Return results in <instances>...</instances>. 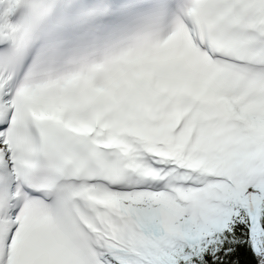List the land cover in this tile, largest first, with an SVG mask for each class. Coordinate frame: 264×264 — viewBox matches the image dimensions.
<instances>
[{
  "label": "snow or ice",
  "instance_id": "1",
  "mask_svg": "<svg viewBox=\"0 0 264 264\" xmlns=\"http://www.w3.org/2000/svg\"><path fill=\"white\" fill-rule=\"evenodd\" d=\"M12 11L0 264H264V0H187L104 86L15 82Z\"/></svg>",
  "mask_w": 264,
  "mask_h": 264
},
{
  "label": "bare ground",
  "instance_id": "2",
  "mask_svg": "<svg viewBox=\"0 0 264 264\" xmlns=\"http://www.w3.org/2000/svg\"><path fill=\"white\" fill-rule=\"evenodd\" d=\"M11 1L12 0H8V3L10 4L11 3ZM9 4H6V3H4L3 2V7L4 8H8L9 7ZM3 19H4V17H3ZM12 20V22H15V20L12 18L11 19ZM140 47V46H139ZM139 47H134V48H129V49H127V51H124L123 53H121L120 55H123L124 57H135V55L136 54H133V52L137 49V48H139ZM131 53V54H128V53ZM121 61V60H120ZM120 61H118V62H120ZM112 66L114 67V70H119V71H121L123 68H128V70L129 71H131L129 68H131V66H124V65H122L121 63H112ZM90 66L88 67V66H86V67H83V68H81L82 69V73H83V75H85V74H87V75H91L95 70H90ZM93 68V67H92ZM106 75H107V72H101L100 74H99V76L97 75L96 76V78L97 79H105V77H106ZM91 83V82H90ZM93 84V83H92Z\"/></svg>",
  "mask_w": 264,
  "mask_h": 264
},
{
  "label": "rangeland",
  "instance_id": "3",
  "mask_svg": "<svg viewBox=\"0 0 264 264\" xmlns=\"http://www.w3.org/2000/svg\"><path fill=\"white\" fill-rule=\"evenodd\" d=\"M2 1H3V0H2ZM4 11H5L4 9H2V8L0 9V18L3 17V13H4ZM1 19H2V18H1ZM121 57H122V56H121ZM119 59H120V58H119ZM123 60H124L123 63H125V62L131 63V62H133V61H131V60H134V58H130L129 61L126 60L125 58H123ZM113 61H116V59H114ZM100 66L107 67V68L110 67L109 64H101ZM95 70H96V72L94 73V75H92V76L89 77V79H88L89 82L93 80V76H95V74H97V72H99V71L101 70V68L98 66ZM120 75H121V74L117 72V76H120ZM115 77H116V75H115V76H112L110 79H114Z\"/></svg>",
  "mask_w": 264,
  "mask_h": 264
}]
</instances>
